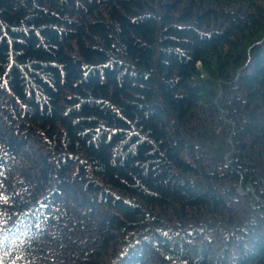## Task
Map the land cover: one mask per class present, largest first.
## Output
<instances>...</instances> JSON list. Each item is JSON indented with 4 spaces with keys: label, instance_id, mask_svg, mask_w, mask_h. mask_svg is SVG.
I'll list each match as a JSON object with an SVG mask.
<instances>
[{
    "label": "trees",
    "instance_id": "16d2710c",
    "mask_svg": "<svg viewBox=\"0 0 264 264\" xmlns=\"http://www.w3.org/2000/svg\"><path fill=\"white\" fill-rule=\"evenodd\" d=\"M0 264H264V0H0Z\"/></svg>",
    "mask_w": 264,
    "mask_h": 264
}]
</instances>
